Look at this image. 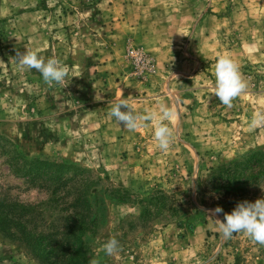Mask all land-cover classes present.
Returning a JSON list of instances; mask_svg holds the SVG:
<instances>
[{
	"label": "rangeland",
	"instance_id": "1",
	"mask_svg": "<svg viewBox=\"0 0 264 264\" xmlns=\"http://www.w3.org/2000/svg\"><path fill=\"white\" fill-rule=\"evenodd\" d=\"M130 49L147 63L133 62ZM27 50L57 59L67 78L45 83L17 62ZM223 56L247 85L231 107L214 94ZM122 99L137 113L174 109L167 151L150 122L130 132L110 115ZM258 113L264 0H0V203L17 206L12 223L45 236L62 229L87 179L96 222L84 240L99 264H264V245L244 233L225 239L215 220L264 198V182L211 177L264 150V124L251 125ZM36 159L68 164L60 177L71 181L56 183L51 167L29 171ZM216 207L223 212L213 216ZM5 224L0 264L46 263ZM112 237L120 248L109 256L103 245Z\"/></svg>",
	"mask_w": 264,
	"mask_h": 264
},
{
	"label": "clouds",
	"instance_id": "2",
	"mask_svg": "<svg viewBox=\"0 0 264 264\" xmlns=\"http://www.w3.org/2000/svg\"><path fill=\"white\" fill-rule=\"evenodd\" d=\"M17 57L16 60L21 66L36 69L47 84H59L67 78L68 68L55 58L45 61L36 52L29 50L23 54L17 52ZM246 87L237 62L228 56L218 58L215 63L214 94L221 104L231 107L234 98L238 97ZM110 115L130 132L142 127L144 122H150L154 139L161 150L167 151L173 142V130L169 125L176 113L164 103H160L156 109H145L143 113H137L132 110L127 100L122 99L113 102ZM260 124H264V113H258L251 121L253 127ZM222 212L221 207H216L212 215ZM215 220L225 239H230L237 233H244L254 242L264 245V198L255 202H239L231 213H224L223 221ZM119 248V241L115 237L110 238L103 245V250L109 256L116 253Z\"/></svg>",
	"mask_w": 264,
	"mask_h": 264
},
{
	"label": "trees",
	"instance_id": "3",
	"mask_svg": "<svg viewBox=\"0 0 264 264\" xmlns=\"http://www.w3.org/2000/svg\"><path fill=\"white\" fill-rule=\"evenodd\" d=\"M28 163L29 171L35 165H41L44 169L53 168L54 171L50 174L54 176L56 183L67 185V182L71 181L60 177L63 169L69 166L66 163L47 162L37 159L28 160ZM211 177L215 181L226 184V186L235 181L247 185H260L264 182V150L253 151L232 164L220 166L213 171ZM80 181L81 186L76 187L72 193L73 195H71L70 204L73 209L70 213L65 214L61 230L44 236L33 233L36 225L27 230L25 224L27 221H21L23 225H15L12 222L15 221L14 217L18 208L16 205L11 204L4 205L0 203V223H7L3 227L7 230L18 227L22 235L21 240L31 246L32 249L38 250L39 255L37 256L44 258L46 260L45 264H99L97 261L92 260L89 247L84 240L86 231H91V227L95 225L96 217H92L93 215L89 211L88 180ZM159 194L163 195L162 193ZM116 198L120 201H126L122 197ZM33 220L36 219L34 218ZM47 236L50 237L48 243L46 242Z\"/></svg>",
	"mask_w": 264,
	"mask_h": 264
},
{
	"label": "built area",
	"instance_id": "4",
	"mask_svg": "<svg viewBox=\"0 0 264 264\" xmlns=\"http://www.w3.org/2000/svg\"><path fill=\"white\" fill-rule=\"evenodd\" d=\"M129 55L132 57L133 62H135L137 65H144L147 63V58L142 54L139 53L138 51H135L134 49L129 50Z\"/></svg>",
	"mask_w": 264,
	"mask_h": 264
}]
</instances>
